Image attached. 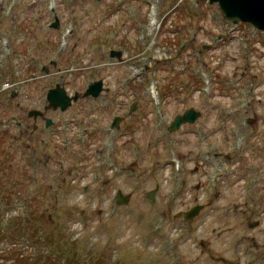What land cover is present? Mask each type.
I'll return each instance as SVG.
<instances>
[{"label": "rangeland", "instance_id": "374dc122", "mask_svg": "<svg viewBox=\"0 0 264 264\" xmlns=\"http://www.w3.org/2000/svg\"><path fill=\"white\" fill-rule=\"evenodd\" d=\"M97 80L108 95L44 112L55 85L82 95ZM187 109L200 117L169 132ZM37 251L54 264H264V32L208 0H0V263Z\"/></svg>", "mask_w": 264, "mask_h": 264}, {"label": "water", "instance_id": "95a60500", "mask_svg": "<svg viewBox=\"0 0 264 264\" xmlns=\"http://www.w3.org/2000/svg\"><path fill=\"white\" fill-rule=\"evenodd\" d=\"M212 3H218V7L221 10V13L228 20H231L232 23L237 24L238 22L250 23L255 28L260 31H264V0H209ZM57 22L52 25L56 27ZM116 56L120 58L121 52H113L111 57ZM101 92V82H96L90 85L85 92V96H91L93 98L98 97ZM46 100L49 104V107L53 110L59 108L61 111L68 109L72 102L77 101V95L73 98L67 96L64 89H61L58 85L48 91L46 95ZM41 113L38 111H31L28 114L29 118L36 119ZM200 116V113L189 109L183 112L181 116H176L172 121L169 130L171 132L178 130L182 124H193L196 119ZM116 120V124H117ZM51 121L48 120L46 126L49 127ZM149 198L153 199V193L149 194ZM128 199L126 197H119V204H126ZM201 209L200 206L194 207L191 211L186 214L185 219L193 218Z\"/></svg>", "mask_w": 264, "mask_h": 264}, {"label": "trees", "instance_id": "16d2710c", "mask_svg": "<svg viewBox=\"0 0 264 264\" xmlns=\"http://www.w3.org/2000/svg\"><path fill=\"white\" fill-rule=\"evenodd\" d=\"M32 231L27 233L28 236V240L31 244L35 245L38 244L41 240H43V238H39V239H34V235L35 234H42V232L36 227L35 229H33V226H31L30 228ZM49 243L52 245L53 241L51 240V238H48ZM13 248V247H12ZM10 248V249H12ZM10 249L8 250V254L11 253ZM31 251H33L35 253V249H31ZM53 249H51L49 251V253H52ZM9 257V261H11L12 264H54L53 259L51 258V256L48 254V252L44 251L42 253H40L39 251L36 252L35 256L33 254L27 255V256H22L21 254H15L13 256H8ZM13 257H16L15 259H13ZM76 258V256H72V261L68 260L66 261V264H76L74 262V259ZM3 264V263H0ZM97 264H101V263H97Z\"/></svg>", "mask_w": 264, "mask_h": 264}, {"label": "flooded vegetation", "instance_id": "af4514ba", "mask_svg": "<svg viewBox=\"0 0 264 264\" xmlns=\"http://www.w3.org/2000/svg\"><path fill=\"white\" fill-rule=\"evenodd\" d=\"M50 73H49V71H48V75H49ZM106 89V88H105ZM109 90H108V88H107V92H108ZM85 92V91H84ZM83 92V93H84ZM83 93H82V95H80L79 93V100H78V102L80 101V100H84V99H90V98H85V97H83ZM75 94V93H74ZM102 97V96H101ZM41 121H44V118L43 117H41V118H39ZM113 121V120H112ZM111 121V122H112ZM43 123H45V122H43ZM25 127H28V126H24V124H22V123H17V129H18V131H20V135L21 134H23L24 135V139H26V138H28L29 137V133H28V130L27 129H25ZM33 131L35 130V128H33L32 129ZM23 139V140H24ZM34 160V162H33V165H34V163L35 164H37V162H38V160L37 159H33ZM44 166L45 165H47V161H45L44 162V164H43ZM257 225H258V223H257Z\"/></svg>", "mask_w": 264, "mask_h": 264}, {"label": "bare ground", "instance_id": "6f19581e", "mask_svg": "<svg viewBox=\"0 0 264 264\" xmlns=\"http://www.w3.org/2000/svg\"><path fill=\"white\" fill-rule=\"evenodd\" d=\"M54 18H55V16H54Z\"/></svg>", "mask_w": 264, "mask_h": 264}]
</instances>
